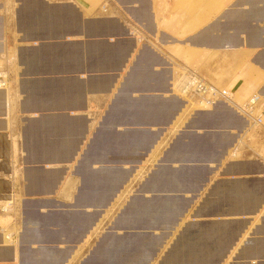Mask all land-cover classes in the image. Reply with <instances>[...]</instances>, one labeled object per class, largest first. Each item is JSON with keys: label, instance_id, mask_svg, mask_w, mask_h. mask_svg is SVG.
Returning <instances> with one entry per match:
<instances>
[{"label": "crops", "instance_id": "crops-1", "mask_svg": "<svg viewBox=\"0 0 264 264\" xmlns=\"http://www.w3.org/2000/svg\"><path fill=\"white\" fill-rule=\"evenodd\" d=\"M179 65L264 97V0H0V264H264V119Z\"/></svg>", "mask_w": 264, "mask_h": 264}, {"label": "built area", "instance_id": "built-area-1", "mask_svg": "<svg viewBox=\"0 0 264 264\" xmlns=\"http://www.w3.org/2000/svg\"><path fill=\"white\" fill-rule=\"evenodd\" d=\"M182 69L183 74L180 78L182 82L179 88L181 90L180 95L186 100L196 97L198 104L205 108H211L216 103H223L233 107L252 127L263 125L264 98L259 92H254L246 99L238 102L231 90L216 86L194 69L187 67H182ZM5 210V207H2V211Z\"/></svg>", "mask_w": 264, "mask_h": 264}, {"label": "rangeland", "instance_id": "rangeland-1", "mask_svg": "<svg viewBox=\"0 0 264 264\" xmlns=\"http://www.w3.org/2000/svg\"><path fill=\"white\" fill-rule=\"evenodd\" d=\"M179 67L182 69V67H181V65H179ZM183 74V69H182V73H181V75ZM202 75V74H201ZM203 76V75H202ZM203 77H205V76H203ZM206 78V77H205ZM207 79V78H206ZM208 80V79H207ZM209 81V80H208ZM182 81L181 80H178V83H177V85H176V88H177V90H178V92H179V94H181L180 92H181V90H180V88H179V86L181 85L180 83H181ZM219 87V86H218ZM224 88H226V87H224ZM227 89H229V88H227ZM230 90V89H229ZM231 92H233V91H231ZM258 92V91H257ZM260 93V92H259ZM261 94V93H260ZM235 95V94H234ZM181 96V95H180ZM181 97H183V96H181ZM263 97V96H262ZM184 99H186L185 97H183ZM264 98V97H263ZM235 99H236V101H238V102H240V101H242V100H244V99H246V98H239V97H236L235 96ZM187 100L188 101H190L191 100V98H187ZM204 105V104H203ZM213 106V105H212ZM211 106V107H212ZM195 107L196 108H200V109H209L208 107L207 108H205V107H203V106H200V104H197V105H195ZM263 119H264V115H263ZM177 124H176V122H175V124L174 125H172V126H176ZM232 153H236V150L235 149H233V151H232ZM236 155H237V153H236ZM8 203H7V205L6 206H4L5 208H6V210L5 211H2V212H4V213H7V212H9L10 211V205H11V203H12V199L10 198V199H8V201H7ZM15 235H16V232H14V231H12V232H4L3 233V237H4V241H5V243H13V242H15L16 241V237H15Z\"/></svg>", "mask_w": 264, "mask_h": 264}, {"label": "bare ground", "instance_id": "bare-ground-1", "mask_svg": "<svg viewBox=\"0 0 264 264\" xmlns=\"http://www.w3.org/2000/svg\"><path fill=\"white\" fill-rule=\"evenodd\" d=\"M238 95V94H237ZM233 149H235V148H233ZM236 150V149H235ZM6 209V208H5Z\"/></svg>", "mask_w": 264, "mask_h": 264}]
</instances>
